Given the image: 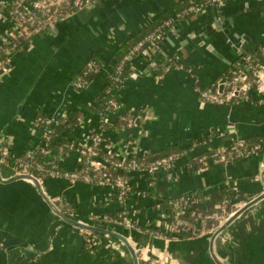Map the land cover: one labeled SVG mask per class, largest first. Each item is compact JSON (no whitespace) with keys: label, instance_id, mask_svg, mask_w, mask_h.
Masks as SVG:
<instances>
[{"label":"crops","instance_id":"crops-1","mask_svg":"<svg viewBox=\"0 0 264 264\" xmlns=\"http://www.w3.org/2000/svg\"><path fill=\"white\" fill-rule=\"evenodd\" d=\"M13 1L0 0V33L9 24L8 14L1 10ZM192 1L103 0L35 37L13 56L10 70L0 79V145L15 156L41 147L42 133L34 125L42 114L53 118L77 113L82 127L75 137L86 139L98 127L95 107L119 46L157 18L172 17L178 7ZM218 10L217 17L210 10L180 22L148 59L130 65L134 76L121 92L124 109L143 110L148 118L142 131L134 133L138 153L187 152L201 140L205 145L197 149L196 156H200L236 140L264 142V105L257 97L224 106L199 103V90L228 73L239 50L254 51L264 45V0H229ZM93 57L101 69L86 89L76 91L73 78ZM169 58L191 68L194 76L186 71L160 75L159 68ZM123 138L120 133L110 134L109 141L120 148ZM194 160L187 153L170 177L157 173L150 190L148 178L134 177L133 186L147 191V196L133 194L123 207L109 187L53 179L42 186L51 199L61 198L71 216L86 224L94 225V217L124 209L137 228L129 232L111 224L108 230L131 237L147 264H216L214 255L223 264H264V200L226 229L234 245L225 242L224 233L213 242L212 234L174 239L164 231L167 205L174 198L194 196L198 208L209 211L226 180L236 181L237 199L243 207L264 193V182L255 179L264 168V150L204 170L191 169ZM62 165L76 169V156ZM0 174V264H134L126 246L114 237L105 238L94 252L86 250L83 235L62 225L34 183L9 182L15 172L4 163Z\"/></svg>","mask_w":264,"mask_h":264},{"label":"built area","instance_id":"built-area-1","mask_svg":"<svg viewBox=\"0 0 264 264\" xmlns=\"http://www.w3.org/2000/svg\"><path fill=\"white\" fill-rule=\"evenodd\" d=\"M102 1L69 0L68 5L71 12L64 16L62 5L56 3V1L14 0L11 5L1 10L8 14L9 24L7 30L0 33V79L10 70L13 56L26 48L35 37L56 27L74 12L91 10ZM227 1L229 0H194L192 1L193 4L183 13L174 14L154 33L149 34L136 45L124 57L117 68V75L114 80L120 83L119 90L106 89L104 91L109 107L104 115L97 114V129L90 133L86 139L79 138V141L66 145L64 149L61 147L58 155L60 159L58 166L51 163H47V165L39 163L35 154L30 150L24 153V157H22L23 155L15 156L3 145H0L1 163L11 167L15 172V176L30 175L39 180L41 184L46 180L53 179L65 180L73 184L85 183L96 187L112 188L116 194L117 202L123 207L133 194L147 196V191H140L139 188L133 186L134 177H147V190H150L156 185L155 177L157 173L162 172L166 177H170L176 165L187 153L193 155L195 157L194 161L201 165L198 170H204L212 164L233 163L263 152L264 142L263 145H251L248 141L236 140L227 147L196 156L197 149L205 145L204 141L198 140L192 143L187 152L184 151L169 157H158L153 161L148 160L153 155L148 153L140 154L133 145L135 140L134 133L142 131L148 118L143 110L126 112L121 99L122 90L128 80L134 76V74H131L129 79L122 80L121 76L125 69H130V65L135 60L148 59L152 51L157 50L167 34L176 32L180 20L187 21L193 17H199L207 11L218 10ZM164 29H167V33H164ZM20 42L26 43L24 48L22 46L19 47ZM258 50H260V53H257L256 50H239L237 60L230 71L210 86L199 90L200 105H232L236 103L238 97H240L242 102H248L254 96L259 99L260 105H264V45ZM167 62H176L178 65L172 68L169 65H165ZM161 66H163V70L162 72L158 71L160 75L170 74L174 71H186L191 76H194V71L191 68L179 63L174 58H169ZM154 68L156 69L157 67L154 66ZM100 69L101 66L98 63L88 62L86 72H83L76 81L72 82V87L76 91L86 89L89 84L84 79V76L89 72L98 73ZM126 113L129 116H125ZM117 121L122 122L123 125L113 133H108L107 128ZM56 124L55 117H38L35 121V128L42 133L43 145L41 146V153L44 155L49 153L44 148L51 141L53 127ZM81 127L82 122L79 119L78 130ZM115 133L126 136V138H123L120 148H116L109 141L110 134ZM73 155L76 156L77 168L73 170L64 168L62 164ZM11 158L15 159L12 163L9 162ZM83 164L86 166L84 171L81 170ZM90 173L95 174L91 175ZM255 179L256 181L264 182V168ZM230 186L232 189L231 194L235 196L236 201L224 200L215 204L212 212L206 209H199L198 201L191 195H185L169 201L168 204L171 206L172 212L164 216L165 220L162 222L164 231L173 235L174 239H177L180 235H187L188 237H202L206 234L213 235L243 207V204L237 199L236 181L233 184H231L230 180L224 182V187ZM51 201L63 211L60 208L62 204L61 198L51 199ZM122 210V220L110 223L124 227L129 232H132L135 229V223L131 216L124 209ZM64 213L71 216L70 212ZM93 222V226L104 229L109 228L108 224L106 225L109 222V218L106 215L94 217ZM79 232L84 237L86 250L90 252H94L96 248L103 245L105 238L110 239L109 236H102L84 230ZM223 233L226 243L230 245L236 244L229 231H224ZM127 239L131 243V237ZM133 248L138 255L139 262L147 263L142 251L136 249V247ZM122 255L124 254L122 253Z\"/></svg>","mask_w":264,"mask_h":264},{"label":"trees","instance_id":"trees-1","mask_svg":"<svg viewBox=\"0 0 264 264\" xmlns=\"http://www.w3.org/2000/svg\"><path fill=\"white\" fill-rule=\"evenodd\" d=\"M69 0H56V3L61 4L62 8H63V15L67 16V14L69 12H71V9L68 5ZM193 3H189L186 6H180L177 8V13L181 14L183 13V11H185L186 9H188ZM170 19V16H164V17H160L157 18L152 24H150L148 26V28H146L143 32L139 33L136 37L126 41L125 43H122L119 48L117 49V51L115 52L114 55V65L111 67V71L107 77V84L105 89L103 90V92L100 95L99 98V102L95 107V111L97 114H101L104 115L105 111L108 109L109 105H108V101L106 99V95L104 94V91L106 89H118L120 87V83L116 82L114 80V77L117 75V68L120 66L121 62L123 61L124 57L127 56L129 54V52L136 46L138 45L141 41H143L149 34L154 33L158 28H160L167 20ZM180 22H183L180 20ZM179 22V23H180ZM164 33H167V29H164ZM26 45V43L20 42L19 43V47L22 46V48H24ZM257 53H260V50H256ZM89 62H95L98 63L97 58L93 57ZM88 63V62H87ZM87 63L83 66L82 70L76 74L73 78V81H76L78 79V77H80L82 75L83 72H86V66ZM165 65H169L172 68L176 67L178 65V63L176 62H167ZM163 66H161L159 68V72H162ZM132 74L131 69H125L123 71V74L121 76L122 80H127L130 78V75ZM97 75V73H91L89 72L88 74H86L84 76V79L87 81V83L90 85V83L93 82L95 76ZM240 97H238L236 99V101H240L239 100ZM125 116H129L127 113L125 114ZM40 118H47L45 115H40ZM55 121H56V125L53 127V131L51 134V141L49 143H47V145L45 146V151H48V155H44L42 154V148L41 147H34L32 149H30V151H32L35 156H36V160L41 163V164H46L47 163H51L54 164L56 166L59 165V157L58 155L60 154V148L62 147L64 149V147L68 144L74 143L79 141L78 137H75V135L78 133V124H79V117L77 113H72L69 114L65 117H55ZM123 125L122 122L117 121V122H113L108 128H107V132L109 133H113L114 131H116L118 128H120ZM40 126V125H39ZM42 126V125H41ZM77 132V133H75ZM251 145H263V142H259L256 140H252L251 142H249ZM65 151V150H64ZM183 153L184 150H167V151H163L158 153L157 155L154 156H150L148 158V160H155L158 157H169L171 155L174 154H178V153ZM24 157V155L22 156ZM58 159V160H57ZM15 159H9V162H14ZM191 169H196V168H201V165L197 164L196 162L193 161V163L190 164ZM86 168V166L83 164L81 170L84 171V169ZM80 170V171H81ZM91 175H94L95 173H90ZM147 178V177H146ZM231 184L235 183L234 180H230ZM232 189L231 186L230 187H223L220 190L219 193V197L217 198V202L215 204L221 203L224 200H235V196L233 194H231ZM60 208L64 211V212H69L68 210V206L66 205L65 202L62 201V204L60 205ZM167 208L169 210V213H171V206L167 205ZM213 208H211L209 210V212H212ZM109 218V222L106 223L107 226H109L111 223L110 222H114V221H120L122 220V213L121 212H117V213H113V214H108L106 215ZM105 225V226H106ZM135 228H137V225H134ZM70 229H72L75 232H79V229L76 228H72V227H68ZM187 235H180V237L178 238H187ZM98 248H96L97 250ZM140 264H147L146 262L140 261Z\"/></svg>","mask_w":264,"mask_h":264},{"label":"water","instance_id":"water-1","mask_svg":"<svg viewBox=\"0 0 264 264\" xmlns=\"http://www.w3.org/2000/svg\"><path fill=\"white\" fill-rule=\"evenodd\" d=\"M219 10H213L212 15L213 17H217L219 15ZM218 24V23H217ZM223 89V88H222ZM221 89V90H222ZM0 167H1V161H0ZM0 180L1 174H0ZM17 180H28L34 183V185L38 188V191L41 195V197L45 200V202L49 205L51 211L59 218V220L62 222L63 226L66 227H72L76 228L79 230H84L87 232H91L94 234H99V235H104V236H109V237H114L119 239L127 248L129 253L131 254L134 264H140L138 255L131 245V243L128 241L126 237H123L117 233H114L108 229H104L101 227L93 226L90 224H86L84 222L76 220L74 217H71L70 215L64 213L61 211L59 208L56 207V205L51 201L50 197L48 194L45 192L44 187L40 183L39 180H37L35 177L30 176V175H19V176H14L12 179H10L9 182H14ZM264 200V193L245 205L242 209H240L233 217H231L221 228H219L214 234H213V242L214 240L219 237L226 229L241 215H243L249 208L253 207L254 205L258 204L260 201ZM214 260L216 264H223L215 255H214Z\"/></svg>","mask_w":264,"mask_h":264}]
</instances>
